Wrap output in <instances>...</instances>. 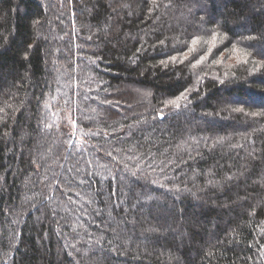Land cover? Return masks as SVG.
<instances>
[{"label":"trees","instance_id":"obj_1","mask_svg":"<svg viewBox=\"0 0 264 264\" xmlns=\"http://www.w3.org/2000/svg\"><path fill=\"white\" fill-rule=\"evenodd\" d=\"M0 264H264V0H0Z\"/></svg>","mask_w":264,"mask_h":264},{"label":"snow or ice","instance_id":"obj_2","mask_svg":"<svg viewBox=\"0 0 264 264\" xmlns=\"http://www.w3.org/2000/svg\"><path fill=\"white\" fill-rule=\"evenodd\" d=\"M218 35H219L218 33H214L213 36H212V39H213V40H216V38H217ZM196 42H197L196 40H193V43H194V44H195ZM172 59L175 60V57H173ZM162 63H165V64H166V62H162ZM182 98H184V94H183V93L181 94V97H178L176 100H171V101H169L168 103H169V104H172V105H175V106H179L178 101H179L180 99H182Z\"/></svg>","mask_w":264,"mask_h":264}]
</instances>
